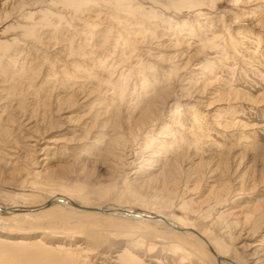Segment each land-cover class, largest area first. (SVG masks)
Listing matches in <instances>:
<instances>
[{
  "label": "rangeland",
  "instance_id": "1",
  "mask_svg": "<svg viewBox=\"0 0 264 264\" xmlns=\"http://www.w3.org/2000/svg\"><path fill=\"white\" fill-rule=\"evenodd\" d=\"M59 192L142 218L0 212L4 264H219L151 215L264 254V0H0V207Z\"/></svg>",
  "mask_w": 264,
  "mask_h": 264
},
{
  "label": "bare ground",
  "instance_id": "2",
  "mask_svg": "<svg viewBox=\"0 0 264 264\" xmlns=\"http://www.w3.org/2000/svg\"><path fill=\"white\" fill-rule=\"evenodd\" d=\"M187 1V0H186ZM205 1V0H204ZM35 3H36V1H35ZM182 3H184V2H182ZM33 4V3H32ZM29 6V5H28ZM29 8V7H28ZM189 8V7H188ZM35 9V8H34ZM33 10V9H32ZM4 13V12H3ZM29 13V12H28ZM29 14H31V12L29 13ZM8 15V14H7ZM13 15V14H12ZM31 17V15H29V18ZM2 20V19H1ZM22 38V37H21ZM3 45H4V43H3ZM228 96V95H227ZM65 98V97H64ZM222 98V97H221ZM64 100V99H63ZM19 117V116H18ZM151 119V118H150ZM18 121V120H17ZM23 121V120H22ZM148 121V120H147ZM20 122V121H19ZM96 125V124H95ZM133 127V126H132ZM120 129V128H119ZM33 130V129H32ZM35 131V130H34ZM34 133V132H33ZM127 134V133H126ZM34 135V134H33ZM38 135V134H37ZM40 138V137H39ZM55 141V140H54ZM39 142V141H38ZM50 142V141H49ZM35 144H37V143H35ZM177 148V147H176ZM119 149V148H118ZM111 151V150H110ZM5 154V153H4ZM38 154H41L40 156H42V154L43 153H38ZM37 154V155H38ZM46 154V153H45ZM186 154V153H185ZM43 157V156H42ZM48 157V156H47ZM137 157V156H136ZM148 157V156H147ZM40 158V157H39ZM139 158V157H138ZM41 159V158H40ZM43 160H40V161H46L47 159H45V158H42ZM78 159V158H77ZM189 159V158H188ZM23 160V159H22ZM153 160V159H152ZM187 160V159H186ZM37 161V160H36ZM39 161V162H40ZM183 161V160H182ZM33 162V161H32ZM136 162V161H135ZM25 163H26V161H25ZM174 163V162H173ZM35 164V163H34ZM40 164V163H39ZM38 164V165H39ZM27 165V164H26ZM9 166H10V163H9ZM15 166H16V164H15ZM40 166V165H39ZM157 166V165H156ZM6 167V166H5ZM32 167V166H31ZM44 167V166H43ZM152 167V166H151ZM42 168V167H41ZM16 169V168H15ZM156 169H157V167H156ZM155 169V170H156ZM150 170V169H149ZM45 171V170H44ZM50 171V170H49ZM43 172V171H42ZM45 173V172H44ZM11 174V173H10ZM11 175H13V174H11ZM31 175H32V177H37V175L39 176L40 174H39V172L38 173H36L35 171H33V172H31ZM42 175V174H41ZM40 175V176H41ZM185 175V174H184ZM128 176V175H127ZM152 176V175H151ZM150 179V178H149ZM152 179H153V177H152ZM147 181V180H146ZM155 181V180H154ZM218 184V183H217ZM112 186V185H111ZM135 186V185H134ZM141 186V185H140ZM217 187V186H216ZM71 188V187H70ZM146 189V188H145ZM216 189V188H215ZM71 190H72V188H71ZM77 191V190H76ZM75 191V192H76ZM196 191V190H195ZM213 192V191H212ZM64 193H66L67 194V192H64ZM64 193H58L57 195H55V196H52V198L50 199V200H48L49 202H51V204H50V206L49 207H47V208H43L42 206H40V207H38V208H29V209H18V208H14V210H16V211H18V212H12V211H10V210H12V209H5V208H2V207H0V212H3V213H6V214H10V213H12V214H14V213H37V212H41V211H43V210H47V209H49L51 206H54V205H59V206H61V207H66L67 209L69 208L70 209V211H72V212H81V213H93V214H96V215H113V216H122V217H128V216H130L131 218H133V219H137L138 221H140L141 220V218H142V216L140 215V211H132V212H130V210L129 211H127V209H124V208H118V209H113V208H108L107 206H104L103 204H102V206H100V207H97V208H92V209H89V208H87L86 206H83V205H81V204H77V202L76 203H74V201L72 202V200L69 198V197H67L68 195H65ZM226 194V193H225ZM84 195V194H83ZM72 196V195H71ZM222 196V195H221ZM73 197V196H72ZM79 200V199H78ZM47 201V202H48ZM206 201V200H205ZM191 202V201H190ZM202 202V201H201ZM209 202V201H208ZM194 205V204H193ZM209 205V204H208ZM199 206V205H198ZM93 207V206H92ZM216 207V206H215ZM218 207V206H217ZM216 207V208H217ZM262 207V206H261ZM260 207V208H261ZM65 208V209H66ZM215 208V209H216ZM249 208V207H248ZM64 209V210H65ZM69 209H68V211H69ZM207 209V208H206ZM214 209V210H215ZM133 210V209H132ZM248 210V209H247ZM143 213V212H142ZM141 213V214H142ZM226 213V212H225ZM238 213V212H237ZM5 214V215H6ZM69 214V213H68ZM146 214V213H145ZM18 215V214H17ZM23 215V214H22ZM146 215H151V214H146ZM145 215V216H146ZM217 215V214H216ZM240 215V214H239ZM20 216V215H19ZM119 216V217H120ZM233 216V215H232ZM235 217V216H234ZM234 217H232V218H234ZM237 217V216H236ZM146 218V217H145ZM231 218V217H230ZM240 218V217H239ZM262 218V217H261ZM150 220H157V221H160V222H162L167 228H169L170 230H174V231H177V232H180V233H183V235H185V236H189V235H193V236H195V238L197 239V241H199V242H197V244H199V246H201V247H203L204 249H206V250H208L209 252H210V254L216 259V261H217V263H219V264H239L238 263V261L237 262H235V261H230L229 259H227V258H223L222 256H223V254L226 252V249L222 246V245H217V246H215V248L213 249V247H211V245L209 244V242L207 241V239L205 238V237H203L200 233H197V232H195V231H193V230H190V229H184V228H180V226H178V225H176V224H174L172 221H170L169 219H166V218H163V217H158V216H155V215H151L150 216V218H149ZM221 218L219 217V218H217L216 219V221L218 220H220ZM228 219V218H227ZM241 219V218H240ZM260 219V218H259ZM144 220V219H143ZM224 222V221H223ZM225 223V222H224ZM232 225V224H231ZM236 226V225H235ZM224 227V226H223ZM233 227V226H232ZM50 228V227H49ZM246 231V230H245ZM229 232V231H228ZM86 234H88V232L87 233H85V235ZM231 234V233H230ZM239 234V233H238ZM234 235V234H233ZM89 236V235H88ZM87 236V237H88ZM249 236V235H248ZM242 237V236H241ZM250 237V236H249ZM1 238H3V237H1ZM89 238H90V236H89ZM7 239H8V237H7ZM6 239V240H7ZM195 239V240H196ZM34 240V239H33ZM41 240V239H40ZM236 241H237V239H236ZM0 242H1V244H3V242H2V240H0ZM230 242V241H229ZM10 243H11V241H10ZM20 243V242H19ZM25 243V242H24ZM36 243H38V241L36 242ZM54 243V242H53ZM4 244H6V243H4ZM9 244V243H8ZM238 244V243H237ZM21 245V244H20ZM28 245V244H27ZM50 245H53V244H50ZM262 245H264V244H262ZM11 246V245H10ZM43 246V245H42ZM41 246V247H42ZM55 246V245H54ZM59 246V245H58ZM245 246V245H244ZM0 247L2 248V246L0 245ZM8 246H6V248H7ZM40 247V245L38 246V248ZM46 247H48V246H46ZM241 247V246H240ZM251 247V246H250ZM257 246H253L252 248H253V250L256 248ZM262 247V246H261ZM0 248V249H1ZM12 247H10V249H11ZM16 248H20V247H16ZM16 248H14V250H16ZM243 248V247H242ZM247 248H249V246L247 247ZM5 249V248H4ZM9 249V248H8ZM13 249V248H12ZM9 250V251H13V250ZM21 249V251H22V254L23 255H25L27 258H29V259H31V262L32 261H34V263H36V264H55V263H59V264H61V261H62V258L60 257V256H58V255H56V254H59L58 252H56L55 253V251H57L56 249H53V250H51V247H48V250L47 249H36V248H31L30 250L29 249H22V247L20 248ZM19 249V250H20ZM50 249V250H49ZM3 250V249H2ZM244 250V249H243ZM5 251H7V250H5ZM18 251V250H17ZM59 252H60V250H58ZM66 251V250H65ZM64 251V252H65ZM261 251V250H260ZM264 251V250H263ZM16 252V251H15ZM63 252V253H64ZM3 253H5V252H3ZM11 253V252H10ZM14 253V252H13ZM16 254H17V252H16ZM16 254H15V256H16ZM117 254V253H116ZM186 254V253H185ZM86 255V254H85ZM191 255V254H190ZM21 256V255H20ZM65 256V255H64ZM185 256V255H184ZM1 257H3V255L1 256ZM23 257V256H22ZM25 257V258H26ZM112 257H114V256H112ZM112 257H110V259H112ZM247 257H248V261L250 262V264H260L262 261H261V259H262V257H264V254H248L247 255ZM4 258V257H3ZM18 258V257H17ZM24 258V259H25ZM105 258V257H104ZM107 258H108V255H107ZM20 259V258H19ZM18 259V260H19ZM23 259V260H24ZM29 259H27L25 262H16V264H26L28 261H30ZM109 258H108V260H110ZM108 260H107V262H108ZM155 260V259H154ZM5 260H3L2 261V259H0V264H4L5 262H4ZM16 261V260H15ZM112 261V263H113V261L115 262V264H143V262H141L140 260H139V258L136 256V255H134V254H132V253H130L129 252V250H122V251H120V252H118V254L114 257V259L113 260H111ZM31 262H29V263H27V264H33V263H31ZM101 262V261H100ZM152 262H154V261H152ZM156 262V261H155ZM88 263V262H87ZM159 263V262H158ZM114 264V263H113Z\"/></svg>",
  "mask_w": 264,
  "mask_h": 264
},
{
  "label": "water",
  "instance_id": "3",
  "mask_svg": "<svg viewBox=\"0 0 264 264\" xmlns=\"http://www.w3.org/2000/svg\"><path fill=\"white\" fill-rule=\"evenodd\" d=\"M50 204H51V202L48 201V202L45 203L42 207H43V208H47V207L50 206ZM10 211H12V212H18V211L14 210V209H12V210H10Z\"/></svg>",
  "mask_w": 264,
  "mask_h": 264
}]
</instances>
